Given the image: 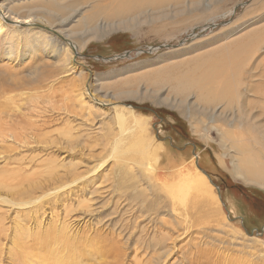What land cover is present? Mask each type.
Here are the masks:
<instances>
[{"label":"rangeland","instance_id":"374dc122","mask_svg":"<svg viewBox=\"0 0 264 264\" xmlns=\"http://www.w3.org/2000/svg\"><path fill=\"white\" fill-rule=\"evenodd\" d=\"M117 1L127 2L115 20L100 17L89 26L85 19L97 0H0V21L4 31H0V67L5 63L13 64L22 54L31 52L27 46L28 31L44 30L48 35L62 36L76 46L70 55L74 67L71 74L56 77L61 71L60 66L51 62L45 68V74H55V78L50 77L40 84L36 78L38 74H30L27 79L32 80L26 85L27 89L12 87V92L5 91L0 99V133L3 137L0 147H4L0 148V169L11 166L5 164L4 155L13 147L12 152L20 153L25 159L31 153H38L41 158L56 156L58 163L63 164L61 170L70 168L72 163L81 170L80 162L92 166L103 161L98 172L101 181L98 187L104 194L107 195L108 190L121 194L126 186L133 184L130 179L134 178L138 189L146 190L141 197L150 195L149 189L154 188L168 201L169 212L158 216L166 223L174 222L181 227L180 233L183 232L176 243V250H181L168 257L172 264L185 253L186 264H190L197 252L202 260H198V264H204L205 259L209 264H264V185H260L264 179H255L245 172L237 173L231 164L232 160L240 164L242 157H248L253 166L258 165L264 170V116L259 115L257 108V88L252 86L246 91L243 86L239 87L242 80L252 85L261 80L264 34L242 56L236 57L232 46L221 48L264 25V0ZM44 3L65 7L59 13L66 22L61 23L53 16L58 13L53 12L55 9L42 8ZM7 7L19 15H30L31 23L12 24L13 14ZM47 19L56 21L52 26L51 20L45 21ZM253 68L250 78L247 71ZM9 69L12 72H7L4 76L7 78L0 82H9L8 75L17 73L16 68L7 71ZM206 70H220L222 84H228L229 75L235 73L231 94L240 91L244 102L241 99V105H237L238 91L228 97L232 109L224 112L228 115L227 121L222 117L211 121L214 107H205L196 92L188 93L187 97L186 93L179 94L177 80L183 82L186 75H199ZM21 72L27 75L23 69ZM2 87L6 85L0 90ZM173 87L177 89L175 92L170 89ZM77 93H82L80 101L74 97ZM17 103L20 111H11ZM229 120L233 123L229 124ZM218 132H222V138L225 133L232 138L235 134L234 141L240 142L238 147L233 145V139L223 138L221 142ZM139 134L146 139L148 148L145 151L138 142ZM35 138L57 144L47 143L50 147L40 151L35 145L30 149L20 143L21 139L25 142ZM194 153L199 155L198 168L207 176V182L216 194L217 202L212 204L216 208L211 213L203 205L204 198L197 196L194 190L195 193L190 191L187 197L185 190L180 199L182 202L176 195V188L182 183L177 185L180 181L173 168L180 163H190ZM142 159H146V164ZM144 167L148 169L150 181L138 180ZM26 211H13L0 202V215L3 216L0 228H9L6 233L13 235L15 222L21 219L20 213L27 214ZM49 218L50 215H45L42 224L46 225ZM85 220L65 218L64 224H69V234L87 230L86 234L91 237L96 232L91 229L96 220ZM96 227L104 230L100 224ZM2 234L0 264H16L15 259L9 261L13 242ZM87 250L88 246L86 253ZM132 251L127 252L122 264H133L131 261L136 257L145 260L142 251ZM88 254V261L80 257L75 262L106 264L114 261L110 260L114 255L103 259L96 254L91 256V252Z\"/></svg>","mask_w":264,"mask_h":264},{"label":"bare ground","instance_id":"6f19581e","mask_svg":"<svg viewBox=\"0 0 264 264\" xmlns=\"http://www.w3.org/2000/svg\"><path fill=\"white\" fill-rule=\"evenodd\" d=\"M106 1L107 0H97L95 4L96 6L93 5L91 7L92 11L85 19L87 25L91 26V24L100 17L108 20H115V16L122 13L127 2L117 0ZM51 4L52 3H44L42 4V8H46L50 11L55 9L52 11L58 13H53V16L56 19H59L61 23L66 22L67 19L62 18L63 16L61 14V9H64L65 7L62 5L55 7L57 3H54L53 6ZM9 12L13 14L12 17L14 20L12 21V24H16L17 22L22 24L31 23V20H29L30 15L25 13L24 15H19L17 12H13L12 10H9ZM50 20L47 19L45 21L49 22ZM54 21L56 20L54 19ZM54 21L51 20L49 22L50 25L53 26ZM2 26L3 24H1L0 21V31H3ZM260 29L261 31H259ZM263 34L264 25L260 26L257 30L250 31L248 35L242 39L234 40L221 48L227 49L232 46L236 57L242 56L248 47L255 45L257 40L259 41L262 38ZM27 37V46H30L29 48L31 52L28 55L22 54L13 64L5 63L2 67H0V80L7 78L4 77L7 76V72H12L10 69L7 71L8 68L14 67L16 68L15 71H17V73H14V76H11L12 73L8 75L13 82L11 79L9 82H0L2 85H6V87H2L0 90V99L6 94L5 91L8 90L12 92L14 89L12 87H15V89H27L26 85L32 80H28L27 77H30L31 75L34 76L35 74H38L36 78L40 84L42 82H46V80L50 77L55 78V74H52L51 76H46L45 74V68H48L47 66L51 64V62L56 63V65L59 63L58 66H60L59 68L61 71L56 75V77H58L59 74H71L72 71H74L70 55H72L71 53L74 48L76 49V46L74 44L72 45L70 41H65V39L59 35L57 36L52 34V36H50L44 32V30L42 31L40 29L36 32H33V30L28 31ZM231 49L232 48L229 50ZM32 62L34 63V66L31 65ZM262 64H264V58L262 59ZM16 65L20 67L18 68ZM20 68L27 72L26 76H24V74L22 75L23 72H21L22 69L19 71ZM254 69L255 68L250 71L248 69V77L251 78V74H253ZM222 75L223 74L220 70H206L199 75H186V80L183 82L177 80V86L180 89V92H178L181 96L186 93L187 97L188 93L196 92L200 99L206 104L205 107H214L211 114V121H214L218 117H222L224 121H227L228 115L224 112L232 109L228 97L230 95H234V92L238 91L235 90L231 94V89L235 87L233 78L235 73L232 72L229 75L228 84L220 83L219 79ZM259 77L261 80L259 84L255 85L248 83V81H243L241 78L242 81H240L241 83L239 87L243 86L246 91L252 88V86L257 88L256 94L259 99L256 101V104L257 108H259V115L264 116V73H261ZM2 85H0V87ZM10 88L12 90H10ZM170 89L172 92L177 90L175 87ZM20 95L22 96L23 94L20 93ZM241 95H243V93L238 91V99H236L238 106L241 105V99L244 102ZM81 96L82 93H77L74 97L76 100L80 101ZM74 97H72L73 100H75ZM1 103L2 102H0V104ZM215 107H217V109L219 107V110H215ZM12 110L14 112H19V104H15L13 108H11V111ZM118 116L121 117L120 114H118ZM22 121H24V119ZM134 121L140 125L136 117H134ZM28 122L31 125L32 121ZM232 123V120H229V124ZM30 125L27 123L28 128ZM33 126L36 127V125L32 123V127ZM211 127L215 126L211 125ZM33 128L31 130H33ZM141 132L143 133L142 128ZM219 132L218 135L221 137V142H223V138L228 140L233 139V145L238 147L237 144L240 142L234 141L235 134L234 138H232L233 136L224 132L225 134H223L222 138V132ZM133 135L134 133H132V136ZM0 136V138H3L1 133ZM138 137V142L140 143L142 150L145 151L148 148L146 139L141 137L140 134ZM21 140L20 143H22V145L24 144L30 149L35 145L40 148V151H44L45 148L47 149L50 147L47 143L54 142L52 140L41 141L36 138L32 141L30 140L25 142H22ZM54 143L57 144V142ZM68 144L71 146L72 143L68 142ZM3 148L4 147H2V149ZM159 148L161 147L159 146ZM9 149L6 151V155H4V160L6 165L11 166L0 169V202H2L3 205L5 203L9 208H13V211L19 209L27 210V214L19 212L21 214V219L15 222L13 235L6 233L9 228H4V230L2 227L0 228V234L3 232V237H10L13 242V250L11 249L9 251V261L11 259H15L16 264H77L75 259L81 257L83 260L88 261L90 257L88 253L91 252V256L96 254L97 257H101L103 259L110 255H114V259H110L114 260L113 262L103 261L108 264H122L127 257V252L130 250L134 251L135 249V251L139 250L145 254V260H138L136 257L134 261H131L133 264L173 263L168 260V257L181 250H176V248H178L176 243L178 242L179 235L183 232L180 233V223L175 221L179 224L178 226L180 228H178L177 225L173 224L174 222L166 223L164 219L158 216L159 213H168L170 209L168 208V201L161 196L159 193L160 191L156 192V189L148 188L150 190V195L148 194L147 197H141L143 192L146 190L138 189L136 182L132 177L133 179L130 180L133 181V184L126 186L125 189L121 191V194L117 195V192L115 193L114 190H108L106 195L104 194V191H100V188L98 187V185L101 184V181L99 182L100 174L98 172L102 169L101 165H103V161L92 166H89L84 162H80L83 167L81 170L77 169V165H73L72 163L70 168L65 167L61 170L60 165L63 164L58 163L56 156L55 158H52V156L41 158L38 153H31L29 158L27 157V159H25L23 155H20V153L18 154L12 152L15 147L10 150ZM154 150L156 152V148ZM156 155L158 156L157 152ZM198 157L199 155L194 153L190 163H180L173 168V171H175V177L180 181L177 185L182 183L176 188V190L178 189V194L176 193V195L180 200L183 198L185 190L186 197L188 192L192 191L193 193L195 191L197 196L204 198V200H202L204 203L203 205H205L207 207L206 210H209L211 213V211L213 212V209L216 208L212 206V204L217 202L216 194L213 193L212 187L208 184L207 176L204 175L198 168ZM145 160L146 159H142V161L146 164ZM231 164L235 169L234 171H238L237 173L245 172L247 175L251 174L255 179H264V170L258 168V165L253 166L248 157H242L240 159V164L235 160H232ZM141 170L142 173H139L138 180L147 179V181H150L151 176L147 175L146 172L148 169L144 167L141 168ZM260 185H264V183L260 182ZM206 193H209L211 198L207 196ZM172 208L171 212L173 211ZM185 213L188 212L185 211ZM45 215H50V220L46 223V225L42 224ZM185 215L184 219L186 218ZM1 217L3 216L0 215V219ZM65 218L72 219L74 221H79V219L85 218V221L95 219L96 222H92L94 228H91L96 231L95 235L89 237L86 234L87 230H78L74 235L69 234V231H67V229H69V224H64ZM99 224L101 227H104V230L97 228L98 226L96 227V225ZM1 229L3 231H1ZM87 246L89 247V250H87L88 252L86 253L85 250L87 249ZM120 257L122 258L120 259ZM200 257L201 256L197 252V255L191 258L192 261L190 264H198V260H201ZM177 262H179V264H186V253L184 255L181 254ZM9 263L12 264L11 262ZM204 264H209V260L205 259Z\"/></svg>","mask_w":264,"mask_h":264},{"label":"water","instance_id":"95a60500","mask_svg":"<svg viewBox=\"0 0 264 264\" xmlns=\"http://www.w3.org/2000/svg\"><path fill=\"white\" fill-rule=\"evenodd\" d=\"M161 46H166V45H161Z\"/></svg>","mask_w":264,"mask_h":264}]
</instances>
